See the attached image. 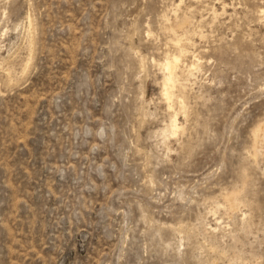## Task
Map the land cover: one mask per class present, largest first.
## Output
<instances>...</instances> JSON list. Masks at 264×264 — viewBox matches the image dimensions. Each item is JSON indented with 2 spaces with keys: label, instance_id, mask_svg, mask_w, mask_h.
Listing matches in <instances>:
<instances>
[{
  "label": "rangeland",
  "instance_id": "obj_1",
  "mask_svg": "<svg viewBox=\"0 0 264 264\" xmlns=\"http://www.w3.org/2000/svg\"><path fill=\"white\" fill-rule=\"evenodd\" d=\"M179 1L0 0V264H264V1Z\"/></svg>",
  "mask_w": 264,
  "mask_h": 264
},
{
  "label": "bare ground",
  "instance_id": "obj_2",
  "mask_svg": "<svg viewBox=\"0 0 264 264\" xmlns=\"http://www.w3.org/2000/svg\"><path fill=\"white\" fill-rule=\"evenodd\" d=\"M180 1H182V0H180ZM179 1V2H180ZM264 1V0H263ZM183 2V1H182ZM181 3V2H180ZM178 5H180L179 3H178ZM175 7V6H174ZM260 10V9H259ZM261 11H262V8H261V10H260V13H261ZM175 12H176V10H175ZM216 12V11H215ZM264 12V11H263ZM263 12H262V14H263ZM259 13V14H260ZM175 14H177V13H175ZM261 14V15H262ZM30 17V16H29ZM28 17V18H29ZM164 17V16H163ZM165 18V17H164ZM32 19V18H31ZM31 19H30V21H31ZM164 22V21H163ZM162 22V23H163ZM31 23V22H30ZM33 23V22H32ZM32 23L31 24H29V25H32ZM187 24V23H186ZM28 25V26H29ZM180 27V26H179ZM28 28H30V27H28ZM181 28V27H180ZM31 31V30H30ZM30 35L32 34V33H30V32H28ZM29 34H27V37H28V35ZM202 34V33H201ZM200 35V34H199ZM185 36V35H184ZM29 38H30V36H29ZM175 40V39H174ZM187 40V39H186ZM185 40V41H186ZM31 41V40H30ZM187 42V41H186ZM31 44H32V41H31ZM173 44V43H172ZM186 44V43H185ZM184 43H182V42H178L176 45H175V47H176V52L175 53H172V54H167L166 55V57H165V59H164V61L162 62V63H160V68L163 70V74H164V81H163V88H162V98H164L165 99V101L168 103V108L169 107H172V102L174 101V96H175V94H174V87H175V84H177L176 83V79H177V71H178V69H179V66H180V64H181V62L183 61L182 59V57L184 56V54H186V52L188 51V49H187V47H186V45H185ZM31 46V45H30ZM29 58H30V56H28ZM12 59V58H11ZM139 59H141V57L139 58ZM195 60V59H194ZM196 60H197V58H196ZM30 61V60H29ZM29 61H27L28 63H29ZM140 61V60H139ZM138 61V62H139ZM198 61H200L199 59H198ZM26 62V61H25ZM27 62L25 63V64H27ZM143 61H142V59H141V63H142ZM158 63V64H159ZM199 63V62H198ZM140 64V63H139ZM186 64V63H185ZM200 64V63H199ZM28 65V64H27ZM189 65H192V64H189ZM197 64H194V66L192 65V68H194L195 66H196ZM142 66V65H141ZM26 67V66H25ZM184 67V66H183ZM188 67V66H187ZM27 68H29L28 66H27ZM139 68H140V66H139ZM200 68V67H199ZM198 68V69H199ZM26 69V68H25ZM25 69H23L24 71H25ZM188 69V68H187ZM27 70V69H26ZM141 70H143V68L141 69ZM193 70V69H192ZM7 71H8V69H7ZM195 71V70H194ZM6 72V71H5ZM26 72V71H25ZM191 72V71H190ZM23 74V73H22ZM179 74V73H178ZM11 82V81H10ZM180 82V81H179ZM177 93V92H176ZM182 94H183V92H182ZM185 94V93H184ZM182 98V97H181ZM181 100V99H180ZM182 101H183V99H182ZM175 102V101H174ZM173 102V103H174ZM166 103V104H167ZM180 104V103H179ZM178 104V105H179ZM186 105V104H185ZM180 107V106H179ZM178 107V108H179ZM171 110L173 109V108H170ZM182 110V109H181ZM172 112V111H171ZM174 113H176V112H174ZM178 114H179V112H178ZM175 116V117H174ZM174 116H172L174 119L173 120H171L172 122L170 123V126H171V128H172V134H176L177 135V132L178 131H180V130H182V129H184V128H182L181 126V124L179 125V123H178V119H177V115H175L174 114ZM179 116V115H178ZM169 123V122H168ZM169 125V124H168ZM166 127V126H165ZM163 129H165V128H163ZM169 129H170V127H169ZM162 130V129H161ZM261 133H262V130L261 129H259V130H257L256 131V133H255V136H256V140L258 141L259 140V138H260V136H261ZM163 134H164V132H163ZM167 136V135H166ZM171 136V135H170ZM170 136H168V137H170ZM173 136V135H172ZM164 137V136H163ZM165 138V137H164ZM261 141V140H260ZM258 146H259V144H257ZM257 146V147H258ZM256 147V146H255ZM168 149V148H167ZM251 154V153H250ZM257 154V153H256ZM255 154V155H256ZM225 190V189H224ZM226 191V190H225ZM227 198V197H226ZM228 201L230 202V204H232V206H233V204H234V199H233V197H228ZM222 204V203H221ZM242 204V203H241ZM234 208V207H233ZM235 209V208H234ZM241 211V210H240ZM243 214H245V213H243ZM242 214V215H243ZM243 216H245V215H243ZM219 227V226H218ZM210 228H211V226H210ZM217 228V227H216ZM214 230H217V229H215V228H213ZM182 234V233H181ZM202 236V235H201ZM232 263H234V262H232Z\"/></svg>",
  "mask_w": 264,
  "mask_h": 264
}]
</instances>
